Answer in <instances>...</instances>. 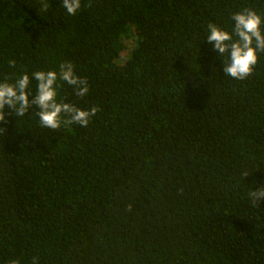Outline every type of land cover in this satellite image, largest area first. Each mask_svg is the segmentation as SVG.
Here are the masks:
<instances>
[{
  "label": "trees",
  "instance_id": "16d2710c",
  "mask_svg": "<svg viewBox=\"0 0 264 264\" xmlns=\"http://www.w3.org/2000/svg\"><path fill=\"white\" fill-rule=\"evenodd\" d=\"M81 2L0 0V81L71 62L89 92L58 99L100 109L53 130L5 106L0 264H264V53L236 80L206 39L264 0Z\"/></svg>",
  "mask_w": 264,
  "mask_h": 264
},
{
  "label": "clouds",
  "instance_id": "9594fccd",
  "mask_svg": "<svg viewBox=\"0 0 264 264\" xmlns=\"http://www.w3.org/2000/svg\"><path fill=\"white\" fill-rule=\"evenodd\" d=\"M62 7L68 15L75 16L82 7L81 0H62ZM40 11L49 9L46 0H40ZM234 27L231 32L221 29L215 23H209L207 42L214 45V50L223 59V70L228 77L236 80H246L250 77L259 62V53H264V16L248 8L234 13L231 17ZM15 67V60L9 61ZM35 80L36 92H31V82ZM58 81H63L75 89L78 97H84L89 92L88 81L76 74L71 62L61 63L59 71H37L29 76L27 73L18 77L14 83L8 80L0 81V125L6 123L5 106H10L16 117H23L32 107H38L36 112L43 127L59 129L62 124H78L88 127L92 118L100 109L96 106L83 110L73 104L61 102L58 99ZM6 130L0 128V134ZM243 173V178L248 176ZM249 196L254 204L264 201V186L259 191H251ZM131 210V206H129ZM10 264H20L11 260ZM31 264H39V258L33 257Z\"/></svg>",
  "mask_w": 264,
  "mask_h": 264
}]
</instances>
